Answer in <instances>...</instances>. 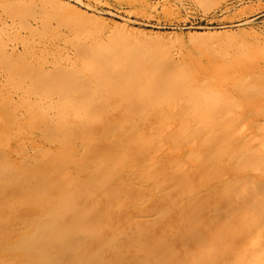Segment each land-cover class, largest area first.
Returning a JSON list of instances; mask_svg holds the SVG:
<instances>
[{
	"label": "bare ground",
	"instance_id": "1",
	"mask_svg": "<svg viewBox=\"0 0 264 264\" xmlns=\"http://www.w3.org/2000/svg\"><path fill=\"white\" fill-rule=\"evenodd\" d=\"M97 25L0 39V264H264V67Z\"/></svg>",
	"mask_w": 264,
	"mask_h": 264
},
{
	"label": "rangeland",
	"instance_id": "2",
	"mask_svg": "<svg viewBox=\"0 0 264 264\" xmlns=\"http://www.w3.org/2000/svg\"><path fill=\"white\" fill-rule=\"evenodd\" d=\"M8 3L20 8L6 11ZM55 4L62 6L57 16L49 8ZM97 24L104 36L120 30L170 45L174 59L198 74L205 68L240 76L264 67V0H0V39L29 38L48 54L53 42L64 48V36L85 35Z\"/></svg>",
	"mask_w": 264,
	"mask_h": 264
}]
</instances>
